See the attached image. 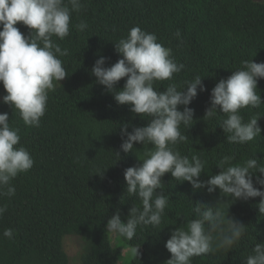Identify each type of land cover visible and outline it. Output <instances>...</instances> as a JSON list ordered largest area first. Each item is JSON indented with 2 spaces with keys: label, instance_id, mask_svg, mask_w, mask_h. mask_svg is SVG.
<instances>
[{
  "label": "trees",
  "instance_id": "16d2710c",
  "mask_svg": "<svg viewBox=\"0 0 264 264\" xmlns=\"http://www.w3.org/2000/svg\"><path fill=\"white\" fill-rule=\"evenodd\" d=\"M80 11L70 14L69 35L52 39L68 54L58 56L68 75L48 93L46 110L39 127L26 126L18 111L0 101V113H8L9 125L18 129L16 147H24L34 163L27 172L11 180L15 195H0V264H68L63 238L76 235L83 240L81 264H167L171 254L165 242L176 228L187 230L188 222L197 218L196 204L219 210L225 217L245 225L244 235L232 249H219L194 256L190 264H244L256 243H264V214H260V197L234 200L205 188L193 190L187 181H176L170 173L162 177L161 189L167 199L161 224L138 226L131 241L106 230L107 220L117 211L126 222L131 207H142L137 196H129L123 172L138 166L150 144H134L132 152L120 149L121 126L146 125L149 117L118 105L113 95L96 83L90 69L99 57H106L110 67L120 55L115 43L139 26L157 36V42L172 50V57L184 67L171 80L156 81L153 87L163 91L169 84L180 90L187 81L202 77L205 91L187 106L193 120L180 131L187 139L174 150L198 156L203 163L201 180L218 174V162L232 156V165L255 157L264 165V78L257 81L262 103L245 107L239 114L244 123L257 117L260 134L247 143H228L220 127L226 118L217 113L204 116L210 106L211 89L226 79L242 62H264V0H80ZM81 21L87 28L78 31ZM28 36L22 22L14 25ZM179 30L180 37L174 34ZM122 78L117 88H122ZM6 92L0 84V97ZM184 106H179L183 110ZM116 153H119V157ZM228 165H225L227 167ZM102 173V174H101ZM257 172L253 176L254 186ZM159 192L160 189H157ZM207 229V225L205 226ZM6 228L14 230L12 238L3 236ZM215 238L218 232H212ZM114 240V242H113ZM138 247V256L127 248Z\"/></svg>",
  "mask_w": 264,
  "mask_h": 264
},
{
  "label": "clouds",
  "instance_id": "9594fccd",
  "mask_svg": "<svg viewBox=\"0 0 264 264\" xmlns=\"http://www.w3.org/2000/svg\"><path fill=\"white\" fill-rule=\"evenodd\" d=\"M80 0H0V84L6 94L0 101L15 108L26 126L39 127L44 116L48 93L55 90V83L67 75L63 62L58 56L68 54L52 37L63 40L69 35L70 14L80 11ZM22 22L30 30L23 35L14 25ZM78 31L87 28L81 21ZM180 37L179 30L174 34ZM115 51L120 58L110 67H105L106 57L95 60L91 74L96 83L113 95L118 105H128L129 111L141 117H149L146 125L121 126V151L132 152L134 144H150L152 150L144 153L138 166L128 167L123 176L125 191L129 196H137L142 207H131L126 222L117 210L106 223V230L128 241L137 232L138 226L161 224L167 199L161 189L162 177L166 173L179 182L187 181L193 190L205 188L208 193L219 189L226 197L247 201L260 197L258 210L264 214V165L255 157L242 164L232 165V156H225L218 162L220 172L207 180L199 177L203 163L198 156H182L174 146L187 139L180 131L193 120V109L187 107L200 92L205 91L201 76L187 81L180 90L169 84L163 91L154 88V82L171 80L184 65L177 64L172 50L157 42L154 33H148L139 26L130 28L126 37L115 43ZM243 67L235 70L226 79H220L210 91V106L204 116L212 118L223 113L226 118L219 124L228 133V143L244 144L252 141L261 132L257 117L244 123L240 109L258 107L262 101L257 94V81L264 78V62L243 61ZM126 78L122 88L116 85ZM179 106H184L180 110ZM18 129L9 125L8 113H0V195H15L11 184L18 173L27 172L33 166V159L24 147H16L20 136ZM119 157V153H116ZM225 165H228L225 167ZM256 176L254 186L253 176ZM102 174V173H101ZM157 189H160L158 192ZM196 204L193 208L197 218L188 222L187 230L176 228L165 242L171 254L167 264H190L194 256L205 255L219 249L233 248L244 235L245 225L233 218L225 217L210 206ZM6 207L0 206V215ZM207 225V229L206 226ZM218 232L215 238L212 232ZM14 230L6 228L3 236L12 238ZM133 257L138 256V247L128 250ZM244 264H264V243H256L252 254Z\"/></svg>",
  "mask_w": 264,
  "mask_h": 264
},
{
  "label": "rangeland",
  "instance_id": "374dc122",
  "mask_svg": "<svg viewBox=\"0 0 264 264\" xmlns=\"http://www.w3.org/2000/svg\"><path fill=\"white\" fill-rule=\"evenodd\" d=\"M61 82V81H60ZM55 85L59 84V82H54ZM111 238L113 239L114 234L110 233ZM114 242V240H113ZM83 245V240L76 235H66L63 238V246L66 251L69 263L68 264H81L79 260V254L81 252ZM129 248L123 250V253H127Z\"/></svg>",
  "mask_w": 264,
  "mask_h": 264
}]
</instances>
